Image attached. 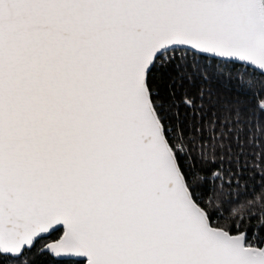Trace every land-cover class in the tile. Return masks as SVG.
Masks as SVG:
<instances>
[{
  "label": "snow or ice",
  "instance_id": "snow-or-ice-1",
  "mask_svg": "<svg viewBox=\"0 0 264 264\" xmlns=\"http://www.w3.org/2000/svg\"><path fill=\"white\" fill-rule=\"evenodd\" d=\"M33 250L264 264V0H0V264Z\"/></svg>",
  "mask_w": 264,
  "mask_h": 264
},
{
  "label": "trees",
  "instance_id": "trees-1",
  "mask_svg": "<svg viewBox=\"0 0 264 264\" xmlns=\"http://www.w3.org/2000/svg\"><path fill=\"white\" fill-rule=\"evenodd\" d=\"M157 80L160 86V90L163 96L167 97L168 88H167V78L161 80L159 74L157 76ZM242 175L246 177V179H240L239 176L236 177V181H231L229 177H225V180H229V182L233 183V188L226 191H231V196H226L229 199H240L243 201V193L245 191H251L252 188L256 187L261 183V177L259 173H252L251 171L243 172ZM238 182L240 187L236 188L235 183ZM59 235L58 233L56 234ZM40 244L44 243V241L39 242ZM39 247V244L37 245ZM30 259L33 264H75V260H57L52 258L47 254H39L36 250H33V254H31ZM2 264H12L11 261L2 262Z\"/></svg>",
  "mask_w": 264,
  "mask_h": 264
},
{
  "label": "water",
  "instance_id": "water-1",
  "mask_svg": "<svg viewBox=\"0 0 264 264\" xmlns=\"http://www.w3.org/2000/svg\"><path fill=\"white\" fill-rule=\"evenodd\" d=\"M77 258H63V260H76ZM58 260V259H57Z\"/></svg>",
  "mask_w": 264,
  "mask_h": 264
}]
</instances>
